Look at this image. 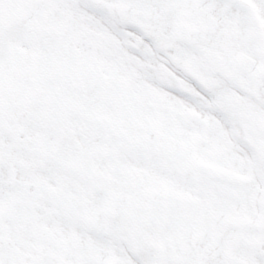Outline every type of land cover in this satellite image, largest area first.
<instances>
[{"label": "snow or ice", "instance_id": "1", "mask_svg": "<svg viewBox=\"0 0 264 264\" xmlns=\"http://www.w3.org/2000/svg\"><path fill=\"white\" fill-rule=\"evenodd\" d=\"M0 264H264V0H0Z\"/></svg>", "mask_w": 264, "mask_h": 264}]
</instances>
